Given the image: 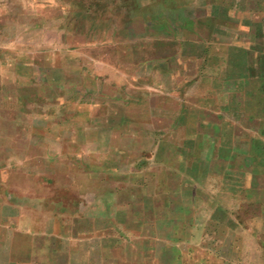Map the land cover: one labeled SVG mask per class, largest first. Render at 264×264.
<instances>
[{
  "label": "crops",
  "instance_id": "1",
  "mask_svg": "<svg viewBox=\"0 0 264 264\" xmlns=\"http://www.w3.org/2000/svg\"><path fill=\"white\" fill-rule=\"evenodd\" d=\"M263 1L139 75L0 72V264H264Z\"/></svg>",
  "mask_w": 264,
  "mask_h": 264
},
{
  "label": "rangeland",
  "instance_id": "2",
  "mask_svg": "<svg viewBox=\"0 0 264 264\" xmlns=\"http://www.w3.org/2000/svg\"><path fill=\"white\" fill-rule=\"evenodd\" d=\"M248 2L0 0V72L26 71L27 66H15L29 56L39 74L51 67L54 79L56 69L66 66L70 78L77 80L75 69L83 66L81 63L98 72L115 66L125 69L122 73L126 75H139L146 71L143 63L147 61L204 55L207 40L223 37L226 32L235 34L240 24L262 22V13L254 11V15L253 2ZM210 54L218 57L222 53L211 49ZM5 82L7 85L12 80L6 77ZM132 82L134 87L139 84V80ZM11 114L7 112L6 118ZM151 117L155 122L156 115ZM153 126L156 128V122ZM165 128L168 134L170 129Z\"/></svg>",
  "mask_w": 264,
  "mask_h": 264
}]
</instances>
